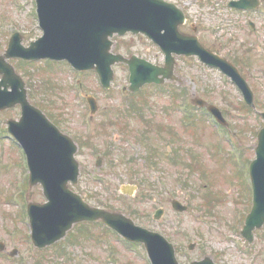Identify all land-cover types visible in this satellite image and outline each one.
Segmentation results:
<instances>
[{
    "label": "rangeland",
    "instance_id": "rangeland-1",
    "mask_svg": "<svg viewBox=\"0 0 264 264\" xmlns=\"http://www.w3.org/2000/svg\"><path fill=\"white\" fill-rule=\"evenodd\" d=\"M166 1L184 10L186 31L196 26L201 43L238 69L253 92L256 111L247 108L221 71L196 58L178 60L177 82L148 85L135 94L129 91L124 64L115 66L108 91L94 72L79 74L66 63L10 62L25 80L30 102L78 145L81 176L74 190L90 204L121 211L161 233L175 246L182 264L209 255L220 264H249L250 258L264 264V227L251 245L240 234L252 207L242 163L255 159L257 134L264 126L258 115L264 113V4L258 13L247 15L230 9V0ZM15 32L22 35L25 47L42 37L35 0H0V55ZM114 41L116 53L164 64L160 49L143 35ZM88 95L98 104L93 119ZM194 97L219 109L230 135L208 122L206 111L192 103ZM20 117L18 106L0 111V243L5 246L0 264H149L141 245L132 250V245L92 225H76L66 239L46 250L33 246L24 214L29 202L46 199L40 185H29L25 157L5 135L8 120ZM134 182L144 186L134 197L120 198L122 183ZM175 199L188 207L186 213L173 209ZM159 208L165 209L163 221L153 219ZM245 245L248 256L243 255Z\"/></svg>",
    "mask_w": 264,
    "mask_h": 264
},
{
    "label": "water",
    "instance_id": "water-1",
    "mask_svg": "<svg viewBox=\"0 0 264 264\" xmlns=\"http://www.w3.org/2000/svg\"><path fill=\"white\" fill-rule=\"evenodd\" d=\"M36 1L44 37L32 43L29 48H24L20 44L21 36L17 34L12 39L7 54L0 57V75L3 78L0 82V110L21 104L23 117L19 123L10 122L9 130L28 155L30 185L42 184L48 200L46 204L28 205L34 244L38 248H45L65 238L75 223L101 220L119 230L126 238L144 243L154 264H178L172 245L163 237L135 226L122 214L90 207L69 189V182L77 183L79 176V163L75 159L77 146L39 109L30 105L23 79L6 59L21 57L25 60H68L77 69L96 70L105 88H109L114 79L112 66L123 62L130 68V90L136 92L147 83L160 84L165 79H174L175 59L172 53H179V42H186L188 54L203 55L211 64L220 66L231 75L244 89L242 78L237 69L226 60L205 50L196 40L181 35L179 26L184 22L183 12L162 0ZM162 30L165 31L164 34ZM130 31L143 32L166 47V67L160 68L135 55L128 59L119 54L114 55L111 52V38L115 34L124 35ZM9 88H12L11 92ZM91 101L96 111V102L94 99ZM252 101L253 96L249 92L248 103L251 105ZM197 103L204 104L202 101ZM210 111L225 123L217 108L211 107ZM258 140L257 159L251 165L254 206L247 217L244 231L249 240L253 239L252 231L264 224V129ZM173 206L181 212L187 209L179 202H174ZM163 212L158 211L156 218ZM1 249H4L2 245Z\"/></svg>",
    "mask_w": 264,
    "mask_h": 264
},
{
    "label": "flooded vegetation",
    "instance_id": "flooded-vegetation-1",
    "mask_svg": "<svg viewBox=\"0 0 264 264\" xmlns=\"http://www.w3.org/2000/svg\"><path fill=\"white\" fill-rule=\"evenodd\" d=\"M102 160H103V157H102V159L100 160V161H96V166L98 167V166H100L101 165V163H102ZM83 196V195H82ZM84 197V196H83ZM84 199L86 200V202H88V200L84 197ZM91 202V201H90ZM90 202H88V203H90ZM94 207H98V208H101V207H99V206H94ZM132 216V215H131ZM154 216L155 215H153V219H154ZM133 217V216H132ZM131 217V218H132ZM134 218V217H133ZM132 218V219H133ZM164 220V217H162L161 218V220ZM134 220V219H133ZM162 220V221H163ZM135 221V220H134ZM83 225H87V224H83ZM88 225H92V226H97V225H95V224H88ZM99 226H103L104 227V225L103 224H98ZM204 256V255H203ZM248 256V255H247ZM216 256L215 255H209V256H205V257H203V258H200V259H194V260H192L191 262H189V263H203V261L205 260V259H207V258H211V260H212V262H213V264H220L218 261H217V259L215 258ZM188 263V264H189ZM249 264H255V259L254 258H250V263Z\"/></svg>",
    "mask_w": 264,
    "mask_h": 264
}]
</instances>
